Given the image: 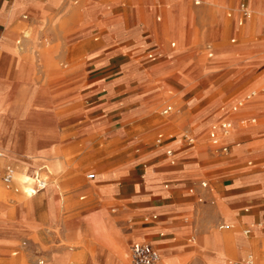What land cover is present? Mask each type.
<instances>
[{
    "label": "crops",
    "instance_id": "obj_1",
    "mask_svg": "<svg viewBox=\"0 0 264 264\" xmlns=\"http://www.w3.org/2000/svg\"><path fill=\"white\" fill-rule=\"evenodd\" d=\"M168 1L174 8L173 19L165 14L160 0H146L145 4L143 0H134L138 2V6L134 3L138 15V22H135L128 11L114 14L111 10L116 8L115 4L106 7L90 3L92 0H0V96L6 85L13 86L9 107L10 137L15 135L17 142L23 143L25 154L37 140L53 146L52 151L54 149L55 126L48 125L41 138L22 137L16 130L13 108L23 64L17 52L19 37L39 30L44 24L58 21L60 26L63 25V31L74 33L64 42L74 50L71 59L76 69L70 74V79L84 81V86L82 83L73 86L70 104L60 111V185L66 184L71 177H78V170L93 169L87 174L92 184L81 180L77 191L96 192L103 201H116L117 217L131 225L130 234L135 239L131 244H149L160 258L162 255V264L182 262L183 255L190 252L196 241L213 244L216 236L212 230L215 228L212 226L207 232L204 223L219 221L228 223L221 225V230L237 223L251 227L252 238L243 234L246 243L233 238L241 233L220 234L215 230L220 243L222 240L228 244L221 243L216 247L223 256V259H217L216 264H223L227 251L231 250H236L237 257L229 264L248 256L253 264H264V126L240 128L236 114L242 106L236 111L231 108L230 114L221 106L223 103L216 92L217 83L213 82V76L207 74L211 69L206 66L209 64L193 63L184 52H175L166 46L167 36L184 43L191 27L183 18L184 10L177 0ZM194 4L198 2L194 1ZM142 8L145 9L143 22L139 21ZM259 8V1H256L255 9ZM262 11L264 13V4ZM162 15L164 19H161ZM238 27L242 35L252 29L259 32L264 40V27L259 31L258 13L244 21L240 19ZM217 28V25L208 26L200 32V38L213 40L217 36ZM235 42L236 38H232L231 43ZM259 43L264 46V41ZM251 45L242 44L233 51L245 53L264 49L263 46ZM174 46V43L170 44V47ZM219 50L222 61L233 63L230 48ZM212 56V53L207 54L208 58ZM256 62L252 61L251 65L255 66ZM239 66L238 70L248 68L245 63ZM236 72L237 68L225 73L223 79ZM252 83L254 81L246 83L239 91ZM168 86L176 94L171 90L166 93ZM82 96L87 100L86 105L81 103ZM165 100L174 102L175 108L167 105L158 112ZM247 108L264 114V97L256 98ZM252 120L250 125L256 121ZM227 121L235 125L234 134L220 137L219 144L213 145L208 138L211 125ZM184 132L195 138L194 144L185 141L182 137ZM222 147H227V152H221ZM52 151L41 160L56 165ZM0 152L3 154L0 163L19 169V176L26 169L27 173L36 169L35 159L11 161L5 157L9 151L3 146H0ZM99 159L102 165L98 164ZM73 163L80 168L74 169ZM40 171L48 176L54 173L39 170L35 174L48 184L46 180L49 177L42 176ZM90 174L93 178H89ZM1 183L14 193L23 191L15 177L9 185ZM35 187L36 181L31 188L32 193H35ZM42 191L33 197L38 199L41 195L38 193ZM62 203L63 200L59 207ZM43 208L44 218L34 216L31 206L16 207L12 220L0 217V255L24 232L40 224V220L49 224L56 222L53 214L48 213L42 204ZM6 209L5 202L0 199L1 216ZM19 212L30 213L31 217L21 221ZM197 220L201 222L199 226ZM111 224L112 219L106 211L95 207L77 222L67 225L68 236L77 239L85 231L103 246L113 236ZM234 239L249 248L236 246ZM116 240L119 246L117 263H120V257L127 262L123 240L118 235ZM16 253L13 251L12 255ZM197 257L203 264L199 254ZM67 258L68 254L62 252L52 256L48 264H66ZM86 264H99V258L88 260Z\"/></svg>",
    "mask_w": 264,
    "mask_h": 264
},
{
    "label": "rangeland",
    "instance_id": "obj_2",
    "mask_svg": "<svg viewBox=\"0 0 264 264\" xmlns=\"http://www.w3.org/2000/svg\"><path fill=\"white\" fill-rule=\"evenodd\" d=\"M143 1L145 4L146 0ZM160 1L165 14L168 17L174 15V8L170 5L169 1ZM194 1H197L198 4L195 5ZM256 1H259V10L262 11L264 0H177L184 10L183 18L191 26L188 31L189 36L184 43L173 37L167 36L165 38V44L170 50L184 52L193 63L199 62L203 65H212L210 72L207 74L213 76V82L218 84H216V92L220 96V100L223 103L221 106L226 112H231V108L235 106L237 100L243 101L241 110L239 109L236 114L237 123L240 128H260L264 126V114L247 108L256 98L264 97V59H262L264 58V49H261V51H247L245 53H241L240 51L234 53L233 51V49H238L242 44H253L251 45L253 47L263 46L259 43V41H264L262 40L263 37L259 36V32H253L251 29L246 35H242L241 28L238 27L240 19L243 20L240 14L242 5L247 8L249 7L252 16L258 13L259 31L264 27V13L262 11V14H259V10L255 9ZM90 3L102 4L106 7L115 4L116 8L111 10L114 14H122L124 11H128L131 14L132 21L138 22L137 10L134 7V3L138 6V2H134V0H92ZM140 3L143 6L141 1ZM168 6L170 8H167ZM140 11L142 16L139 21L143 22L145 20V9L142 8ZM150 14L155 22V15L153 12ZM170 18L173 19L174 16ZM161 19H164L163 15ZM261 23L263 25L262 28ZM60 24L58 21H53L50 24H44L35 32H26L19 37L17 52L23 64L20 66V78L17 80L18 86L15 95V106L13 108L16 130L22 137H29L35 140L43 136L48 125L55 126L53 151V146L42 144L37 140L34 147L25 154L24 145H20L17 142L16 137H14L15 135L10 137L12 124L9 122V107L13 94V86L6 85L5 91L0 96V146L4 145L3 147L9 151V154L5 157L11 159V161H20L22 158L31 157L35 159V163H45L41 159L52 151V158L56 164V171L53 175L48 176L40 171L42 176L49 177L46 181H48V191L52 192L49 195L50 200H47V198L38 200L35 197L29 200L26 194H23V191L19 190L17 193H14L5 188L0 181V199L7 206L6 213L2 216L0 214V217L4 220H12L16 207L31 206L34 216L38 215L39 218H44L43 213L45 210L44 208L42 209L43 204L48 209V213L51 212L53 214V221L56 222H50L53 224H49L44 220H40V224L24 232L11 246L1 253L0 264H40V262L48 264L52 256H57L62 252L68 254L66 264H86L88 260L97 258H99V264H118L119 246L116 240L117 235L123 240L124 250L127 251L126 264H130L128 249L135 239L130 234L131 225L125 224L122 219L117 217V202L113 200L110 202L103 201L96 192L95 194H90L77 191L81 180L85 184H92L87 179V174L93 172V169L88 167L82 171L78 170V177H71L66 184L63 182L60 185L59 183L58 160L60 157V142L58 138L59 120L62 116L60 111L70 104L69 101L72 99L70 98V94L74 91L73 86L76 83H82L84 86V81L80 82L70 79V74L76 69L74 60L71 59L74 50L69 44L64 45V42L74 33L63 31L64 27L63 25L60 26ZM216 25L218 26V32L213 40L200 38L201 31H204L208 26L214 27ZM232 38H236L235 43H231ZM171 43H174L175 46L170 47ZM222 48L231 49L229 55L233 57V63L222 61V54L219 52V49ZM208 53H212L213 56L208 58ZM252 61H257L255 66L251 65ZM140 62L143 65L144 59ZM240 63H245L248 68L238 70L240 69ZM236 68L237 72L234 75L223 79L225 73ZM250 81H254V83L250 84L243 91H239L241 87ZM168 90L176 94V91L171 86L166 87V93ZM249 96L250 98L246 99ZM80 99L81 103L86 105L85 102L87 100L84 96ZM6 105L7 108H4ZM167 105L175 108L174 102L165 100L157 111L161 112ZM252 119L256 121L250 125L249 122ZM234 131L235 125L232 123V130L227 136L233 135ZM98 164L102 165L101 159H99ZM72 166L74 169L80 168L79 165H75L74 163ZM262 167H264V163ZM15 169V182H18L19 175L17 173L20 170ZM34 171L28 172V175L32 179L35 178ZM34 184L35 181L33 180L28 185V188H33ZM58 187L60 188V192ZM94 189H96V186ZM82 196L84 199L81 200L80 197ZM61 200H63V203L59 207ZM95 207L104 209L107 216L112 219L110 232L114 237H110L108 242L103 244V246L85 231L77 239L68 236L69 229L67 225L77 222L86 212ZM30 217V213L19 212L21 221H27ZM196 223L198 226L201 224L200 220H197ZM229 223L232 224L233 222L229 221ZM227 224L224 221H219L215 224L205 222L204 226L207 232L213 226L220 234L226 232H230L231 234L241 233L235 235L233 238L246 243L244 235L252 238L250 233L251 227L247 228L237 223L232 227L230 226L227 230L220 229L221 225ZM215 230H212L214 235L217 233ZM214 243L206 242L203 244L196 241V245L193 244L194 246L190 249V252L183 255V261L177 264H201L197 257L198 254L203 264H216L217 259H223V256L216 250L219 244L216 241ZM245 245L242 244V247L248 249L249 247L247 245L245 247ZM13 251L17 253L12 255ZM240 252H243V250ZM236 257V250L227 251L223 264H229V261L236 259ZM118 260L120 261L119 264H125L124 258L120 257ZM161 261L162 255L158 264H162Z\"/></svg>",
    "mask_w": 264,
    "mask_h": 264
},
{
    "label": "built area",
    "instance_id": "obj_3",
    "mask_svg": "<svg viewBox=\"0 0 264 264\" xmlns=\"http://www.w3.org/2000/svg\"><path fill=\"white\" fill-rule=\"evenodd\" d=\"M240 14L243 20H246L250 17L248 8L245 7L244 5H242L240 8ZM149 57L152 58V56ZM249 97H247L246 99H248ZM242 103L243 101L241 100L238 101L235 104V106L232 107L233 111H236L239 107H241ZM254 121L255 120H252V122ZM231 125L232 124L228 121L216 125L215 124L211 125L208 133V138L210 142L213 145H218L220 141V137L225 136L227 134V132L231 128ZM182 137L189 144L195 143V138L188 132H184L182 134ZM220 150L221 152H227V147H222L220 148ZM14 177H15V169L11 166H3L0 163V180L4 184L9 185L13 182ZM35 178H36V187L34 189V192L36 193L44 189L45 182L39 179L38 177ZM89 178H93V175L90 174ZM129 259H130V264H158L160 261V256L158 252L155 249H153L149 244L143 242H135L131 244L129 247ZM233 264H253V261L250 257H247L244 260Z\"/></svg>",
    "mask_w": 264,
    "mask_h": 264
},
{
    "label": "bare ground",
    "instance_id": "obj_4",
    "mask_svg": "<svg viewBox=\"0 0 264 264\" xmlns=\"http://www.w3.org/2000/svg\"><path fill=\"white\" fill-rule=\"evenodd\" d=\"M248 11H249V13H250V15H251V10L249 9V7H248ZM259 14H262V11L261 10H259ZM207 67H211L212 65L210 64V65H206ZM250 98V97H249ZM1 104V103H0ZM242 105H243V103H242ZM3 117V116H2ZM10 122V121H9ZM216 124H218V123H215V125ZM232 124V123H231ZM213 125V124H212ZM232 130V125H231V128L229 129V131L227 132V134L225 135V136H227L229 133H230V131ZM7 131V130H6ZM19 143V142H18ZM20 145H23V143H19ZM2 145V144H1ZM7 145V144H6ZM10 145V144H9ZM26 145V144H25ZM4 146V145H3ZM12 148V147H11ZM24 148V147H23ZM34 150V149H33ZM25 152V151H24ZM0 156H3V154L0 152ZM6 156V155H5ZM36 156V155H35ZM33 157V156H32ZM28 158H31V157H28ZM11 160V159H10ZM35 164H37L36 165V169H35V171H34V173L36 174V171H39V170H45L46 171V173L47 174H51V173H54L56 170H55V165H49V164H47V163H44V162H41V163H35ZM27 170L28 169H26V171L23 173V174H21L19 177H18V179H19V181H18V185L21 187V189L23 190V192H26V195H27V197L28 198H32L33 196H35V195H37V192L36 193H32V190L30 189V188H28V186L27 185H29L30 184V182H32L33 180L34 181H36V178H31L29 175H28V173H27ZM33 174V173H32ZM46 185H47V187H48V184H46V182H45V186H44V189H43V191H42V193H44L43 195H42V193H41V195L38 197V200H40V199H44V198H47V200H50L51 198L49 197V195L52 193V192H50V191H48V188L46 187ZM46 187V188H45ZM37 199V198H36ZM30 200V199H29ZM216 238H215V241L218 243V244H223V245H228L225 241L223 242L222 240H221V243H220V238L218 237V234L216 233ZM222 237V236H221ZM234 243H235V245L236 246H242V243H240L239 241H237V240H235L234 239ZM215 244V243H214ZM231 244L233 245V243L231 242ZM216 245V244H215ZM231 245V246H232ZM212 246V245H211ZM245 247H246V245H245ZM247 247H248V245H247ZM208 249H210V248H208ZM126 263V262H125Z\"/></svg>",
    "mask_w": 264,
    "mask_h": 264
}]
</instances>
